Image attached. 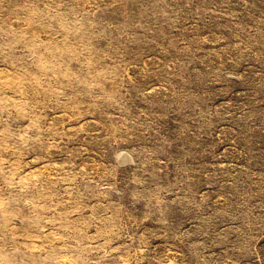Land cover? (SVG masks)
Returning <instances> with one entry per match:
<instances>
[{
	"label": "rangeland",
	"instance_id": "obj_1",
	"mask_svg": "<svg viewBox=\"0 0 264 264\" xmlns=\"http://www.w3.org/2000/svg\"><path fill=\"white\" fill-rule=\"evenodd\" d=\"M0 264H264V0H0Z\"/></svg>",
	"mask_w": 264,
	"mask_h": 264
}]
</instances>
